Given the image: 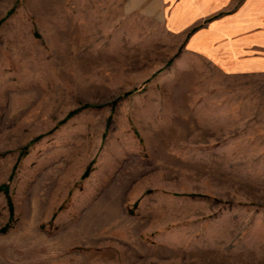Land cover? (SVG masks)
Masks as SVG:
<instances>
[{
    "label": "rangeland",
    "instance_id": "obj_1",
    "mask_svg": "<svg viewBox=\"0 0 264 264\" xmlns=\"http://www.w3.org/2000/svg\"><path fill=\"white\" fill-rule=\"evenodd\" d=\"M179 3L0 0V264H264V74Z\"/></svg>",
    "mask_w": 264,
    "mask_h": 264
},
{
    "label": "crops",
    "instance_id": "obj_2",
    "mask_svg": "<svg viewBox=\"0 0 264 264\" xmlns=\"http://www.w3.org/2000/svg\"><path fill=\"white\" fill-rule=\"evenodd\" d=\"M179 2L186 27L199 24L188 43L195 54L227 74H264V0Z\"/></svg>",
    "mask_w": 264,
    "mask_h": 264
},
{
    "label": "trees",
    "instance_id": "obj_3",
    "mask_svg": "<svg viewBox=\"0 0 264 264\" xmlns=\"http://www.w3.org/2000/svg\"><path fill=\"white\" fill-rule=\"evenodd\" d=\"M76 112V111H75ZM73 114V113H72Z\"/></svg>",
    "mask_w": 264,
    "mask_h": 264
}]
</instances>
